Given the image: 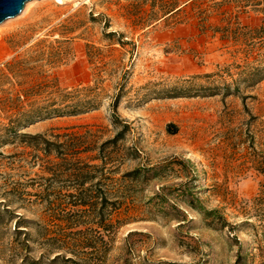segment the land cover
<instances>
[{"label": "rangeland", "instance_id": "374dc122", "mask_svg": "<svg viewBox=\"0 0 264 264\" xmlns=\"http://www.w3.org/2000/svg\"><path fill=\"white\" fill-rule=\"evenodd\" d=\"M63 95L93 109L13 122ZM263 158L264 0H31L0 23V264H264ZM101 196L107 230L74 205Z\"/></svg>", "mask_w": 264, "mask_h": 264}, {"label": "trees", "instance_id": "16d2710c", "mask_svg": "<svg viewBox=\"0 0 264 264\" xmlns=\"http://www.w3.org/2000/svg\"><path fill=\"white\" fill-rule=\"evenodd\" d=\"M65 100H66V95H63L62 99H60L59 102L53 101L47 104L45 107H34V108L32 107L28 111L20 113V117L18 119H15L13 122L16 124V126H18L21 124V122L29 123L30 121H33L36 118L44 117L47 115H55L57 117H62L65 115H76L78 113H81L83 110L93 109L92 108L93 105H90V103H87L86 107H82L81 103L79 102L75 104H69ZM9 129H13V127ZM262 162H263L262 173L264 174V158ZM261 194L264 195V184H262ZM260 199L261 197L258 198V200ZM106 200L107 199L105 196H101L99 197V199L96 198V200L80 199L79 201L74 202V205L79 207H84V209L81 210L82 213H93L97 215V217L95 216L96 219L95 224L98 227L107 230L110 224L106 223V220H108V218L104 217L105 215L103 214L104 205L107 202ZM262 201L264 202V197H262ZM97 204L99 208L96 210L95 206ZM209 218H210V223L219 225L220 227L225 223L224 219L220 215H218L216 210H210L205 213L204 220H207ZM68 244L70 243L68 242ZM56 257L53 258L52 261H54ZM62 264H78V263L76 261H73L71 258H66L63 260Z\"/></svg>", "mask_w": 264, "mask_h": 264}, {"label": "water", "instance_id": "95a60500", "mask_svg": "<svg viewBox=\"0 0 264 264\" xmlns=\"http://www.w3.org/2000/svg\"><path fill=\"white\" fill-rule=\"evenodd\" d=\"M28 1L31 0H0V23L19 14Z\"/></svg>", "mask_w": 264, "mask_h": 264}, {"label": "bare ground", "instance_id": "6f19581e", "mask_svg": "<svg viewBox=\"0 0 264 264\" xmlns=\"http://www.w3.org/2000/svg\"><path fill=\"white\" fill-rule=\"evenodd\" d=\"M57 2H59V3H62L63 2V0H57ZM24 8V7H23Z\"/></svg>", "mask_w": 264, "mask_h": 264}]
</instances>
